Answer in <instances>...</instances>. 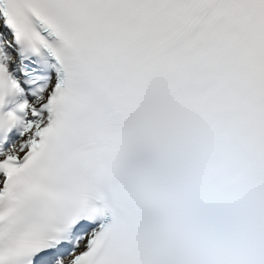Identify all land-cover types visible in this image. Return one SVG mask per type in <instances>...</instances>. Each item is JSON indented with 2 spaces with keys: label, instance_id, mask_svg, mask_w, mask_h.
I'll use <instances>...</instances> for the list:
<instances>
[{
  "label": "snow or ice",
  "instance_id": "1",
  "mask_svg": "<svg viewBox=\"0 0 264 264\" xmlns=\"http://www.w3.org/2000/svg\"><path fill=\"white\" fill-rule=\"evenodd\" d=\"M0 264H264V0H0Z\"/></svg>",
  "mask_w": 264,
  "mask_h": 264
}]
</instances>
